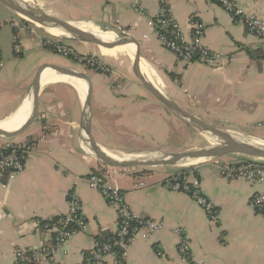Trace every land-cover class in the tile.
Masks as SVG:
<instances>
[{"label": "crops", "instance_id": "obj_1", "mask_svg": "<svg viewBox=\"0 0 264 264\" xmlns=\"http://www.w3.org/2000/svg\"><path fill=\"white\" fill-rule=\"evenodd\" d=\"M26 1L81 29L109 32L100 36L105 41H113L115 36L131 40L134 53L138 43L143 63L146 60L155 72L159 89L210 125L230 133L247 130L250 137L259 136L253 133L255 129L264 134L263 45L218 0H142L143 11L135 9V0ZM236 1L246 13L264 21V0ZM163 5L177 19L187 41L191 40L192 18L205 24L203 42L220 54L215 64L185 63L161 44L148 19L155 17ZM20 18L12 33L0 35V115H4L0 121L14 116L26 100L32 101L34 80L42 63H47L43 75L54 67L66 66L45 47V30L38 28L42 31L39 33L30 21ZM16 40L22 47L19 54L12 49ZM68 44L80 54L101 55L113 71L112 77L89 68L83 72L92 90V132L103 150L131 155L176 151L170 147L173 131L168 121L160 129L159 105L163 103L133 79V62L125 45L108 49L90 42ZM7 48L12 51L5 52ZM64 58L71 65V60ZM55 59L63 64L55 63ZM139 64L153 80L147 68ZM61 77L85 83L60 72L48 74L41 81L39 112L34 122L15 137H0V145L25 140L38 144L36 153L15 179L0 173V264H17L15 252L19 248L52 244L53 235L41 222L69 211L70 191L80 198L88 227L75 232L40 264L86 262L95 243L118 228L116 209L88 182V176L101 169L123 191L133 213L164 223L149 239L144 232L137 235L126 249L124 264H183L178 252V228L189 240L197 264H264V212L256 211L251 204L253 195L264 192V183L223 177L219 163L232 162L227 159L200 162L202 191L219 211V222L213 224L189 194L163 184L183 168L192 167L143 166L152 169L149 175H135L141 170L135 167L129 168L133 174L105 168L86 148L82 127L85 99L73 84L56 80ZM30 110L31 104L21 125ZM107 260L108 264H119L114 257Z\"/></svg>", "mask_w": 264, "mask_h": 264}, {"label": "built area", "instance_id": "obj_2", "mask_svg": "<svg viewBox=\"0 0 264 264\" xmlns=\"http://www.w3.org/2000/svg\"><path fill=\"white\" fill-rule=\"evenodd\" d=\"M219 3L236 18H239L247 29L254 34L264 48V21L254 15L246 13L236 0H218ZM134 7L138 11H143L142 0H135ZM40 28L38 24L32 23ZM148 25L156 33L161 44L175 54V56L185 63L194 61L204 62L206 64H215L220 58V54L212 51L205 46L203 40L206 33V26L203 22L191 19V40L187 41L183 36L180 24L177 19L171 15L166 5L161 7L160 12L155 17L148 19ZM42 28V27H41ZM33 31V30H32ZM45 43L53 47L54 51L65 57L77 58L82 64H97L102 72L108 77L113 76L111 67L103 61L95 58L80 56L76 51L64 44L59 37H46ZM14 51L21 53L22 47L16 40ZM3 63L0 61V67ZM38 144L35 141H10L0 145V173H5L9 180L15 179L21 174L27 160L36 153ZM199 163L190 165L184 174L171 176L163 181L164 186L174 191H180L189 194L195 202L201 206L208 219L213 224L219 222V211L216 205L202 191ZM105 168L119 169L123 174H133L129 168L109 167ZM220 173L227 179H243L254 183H264V159L253 158L238 162L219 163ZM102 170V169H101ZM97 170L88 176V182L91 188L98 190L103 194L107 202L116 209L118 214V228L112 234V237L104 242H96L90 256L83 264H108V258L114 257L118 262V249L124 251L136 239L140 232L145 233V238L149 239L151 235L164 227V223L151 218H143L133 213L125 201L123 191L114 185L110 180V175ZM120 172V173H121ZM138 186L142 187L143 183ZM69 211L62 215L58 222L52 225L46 224L45 229L51 233L52 244H44L39 248L16 250V260L21 264H40L42 258L53 254L64 246L73 234L79 230H85L88 227V221L82 211V203L74 191H70ZM251 204L256 211L264 212V192L253 195ZM180 239L178 242V252L180 261L183 264H197L192 256V248L189 240L181 228L176 229Z\"/></svg>", "mask_w": 264, "mask_h": 264}, {"label": "water", "instance_id": "obj_3", "mask_svg": "<svg viewBox=\"0 0 264 264\" xmlns=\"http://www.w3.org/2000/svg\"><path fill=\"white\" fill-rule=\"evenodd\" d=\"M9 8L15 10L23 19L30 21L31 23L44 25L47 27L58 28L71 36L75 40L82 42H90L97 44L104 48H115L117 46H123L133 43V41L128 39H123L116 36L113 41H105L92 31H87L77 27L74 24L65 22L58 17L50 15L44 12L41 8L35 6L34 4L27 2L26 0H1ZM136 51L134 56L131 57L136 61L142 63L152 76V79L146 80L139 69L133 64V70L138 78L141 80L148 93L152 95L155 99L163 103L168 109L176 113L179 117L186 120L193 127L199 131L207 134L209 137L216 141L215 145H210L208 147L198 149V150H188L183 152H171V151H150L145 154H140L137 156H125L121 155L118 158H114L106 154L101 145L95 139L92 132V118H93V104H92V90L91 86L86 91L85 94V115L83 120V131L86 148L88 152L102 165L109 167H122V168H134L140 166H154L161 164H171V165H182L185 166L187 161H197L200 163L202 161L216 160L230 153H238L254 158L264 159V144L258 142L256 139H240L230 132L221 130L207 123L206 121L200 119L190 111L184 109L175 101L170 99L165 93L161 95L158 92L159 86L157 85L156 75L150 65L143 63L144 56L139 48L138 43H135ZM66 64L63 72H65L69 77L78 78L76 70L65 60L62 55L55 54ZM47 63H42L38 69L34 80L33 86V99H32V111L31 115L26 121V123L17 130L6 131L0 127V137L12 138L23 131H25L36 119L39 112V94L41 90V77L45 71ZM87 77V76H86ZM88 78V77H87ZM89 80V78H88ZM80 91V90H79ZM83 95V92L80 91ZM194 164V163H193ZM192 165V164H190ZM189 166V165H186Z\"/></svg>", "mask_w": 264, "mask_h": 264}, {"label": "rangeland", "instance_id": "obj_4", "mask_svg": "<svg viewBox=\"0 0 264 264\" xmlns=\"http://www.w3.org/2000/svg\"><path fill=\"white\" fill-rule=\"evenodd\" d=\"M20 17L21 16H18V13L15 10L8 8V6L5 3L0 1V23L2 24L1 27H0V29H2L1 32H0V35H2V36L4 35L5 36L7 33L8 34L12 33V30L14 28L15 22L21 21ZM40 28H41V26H40ZM41 29H43V28H41ZM41 29H38L36 27V30H38L39 33H42ZM44 34H45V37H50V38L54 37L51 34H49L47 31H44ZM59 38L61 39V41L64 44L68 45L69 47H72V46L69 45L68 43H73V42L79 43V42H81L79 40H75V39L69 38V37H59ZM12 49L14 51V46L12 47ZM6 51L10 52L12 50H11V48H7L5 50V52ZM75 51H76V53L78 55H80V53L77 50H75ZM93 53H95V52H93ZM56 54H58V53H56ZM59 55H61V54H59ZM82 55L86 56L88 54H82ZM91 55L92 56H97L98 54L97 55L91 54ZM63 57H65V56H63ZM98 57L102 61L104 60V62H105V58L104 57H102L101 55H98ZM128 57H130V56H128ZM66 58L71 60V58H69V57H66ZM54 62L58 63V64L59 63L63 64L60 60H57V59H55ZM71 66H72L73 69L79 70L81 72H85L84 70H86V68H87L85 64L81 63V61L74 62L73 60H71ZM131 74H132L133 79L138 84L142 85L145 88V86L143 85L141 80L135 74L134 70H132ZM82 97H83V95H82ZM159 106L162 109L161 112H160V115H161L160 129H163V127H165V125H166V122L168 121V124H169V126L171 127V129L173 131V132H171V136L169 138V143L171 144L170 147L174 148L176 151H172V152H183V151H188V150H198V149H202V148L208 147L210 145H215L216 144V141L214 139H212L207 134H205V133L199 131L198 129H196L195 127H193L186 120L182 119L176 113H174L173 111L168 109L164 104L163 105L160 104ZM2 116H4V115H0V118ZM196 116L199 117V115H196ZM38 120H40V119H38ZM214 124H216V123H214ZM260 130L259 129L253 130V133L255 135L259 134L258 137L247 136V134H246L247 130H245V131H243V130L234 131L233 130L231 132H233L232 134H234L236 136H240V137H243V138H246V139H260V140H264V134L260 133ZM2 139H5V138L2 137ZM8 139H10V138H8ZM145 153H148V152H144V153H140V154H145ZM114 154L125 155V156H137V155H131V154L118 153V152L114 153ZM140 154H138V155H140ZM253 158L254 157H250V156H246V155H242V154H238V153H230V154H227L226 156L221 157L220 159H227L228 161L238 162V161H241V160H244V159H253ZM135 168L142 169L143 167L140 166V167H135Z\"/></svg>", "mask_w": 264, "mask_h": 264}, {"label": "bare ground", "instance_id": "obj_5", "mask_svg": "<svg viewBox=\"0 0 264 264\" xmlns=\"http://www.w3.org/2000/svg\"><path fill=\"white\" fill-rule=\"evenodd\" d=\"M39 26H41L45 31H47L49 34H51L52 36H55V37H70L71 35L70 34H63V33H61V32H64V31H62V30H60V29H58V28H54V27H47V26H44V25H40V24H38ZM85 28H87V27H84V29ZM88 31V30H87ZM92 32H94L96 35H98L99 37L101 36V35H103V34H106V33H109V32H103V31H101V30H95V31H92ZM111 35H114L113 33H110ZM115 36V35H114ZM116 37V36H115ZM125 49H126V51H127V54L128 55H130L131 57H133L134 56V52H133V50L131 49V46H130V44H127V45H125ZM132 62H133V64L139 69V71L141 72V74H142V76L146 79V80H149V78L147 77V75L144 73V71H143V69H142V67L140 66V64H139V62L138 61H136L135 59H132ZM65 67H54V69H52L51 71H48L47 73H45L44 75H42V77H41V81L48 75V74H51V73H54V72H60V73H63V74H66L65 72H63V69H64ZM76 70V69H75ZM76 73H77V75H78V78L79 79H81V80H83L85 83H83L84 85H82V83L81 82H75V81H73V79H69V78H67V77H61V78H58V79H56V80H62V81H67V82H69V83H71V84H73L75 87H77L78 88V90H80V91H82L83 92V96L85 97V94H86V91L89 89V87H90V82H89V80H88V78L86 77V75L83 73V72H81V71H79V70H76ZM67 75V74H66ZM42 83V82H41ZM84 86V87H83ZM79 91V92H80ZM158 92L161 94V95H164V92L163 91H161L159 88H158ZM82 95V94H81ZM84 99V98H83ZM32 101L31 100H26L24 103H23V105H22V107L21 108H19L16 112H15V114H14V116H10V117H8V118H6L5 120H2L1 122H0V127L2 128V127H5L4 128V130H6V131H14V130H17V129H19L20 127H22L25 123H26V121L28 120V118L30 117V115H31V111H32V103H31ZM30 104H31V110H30V113H29V116H28V118H27V120L25 121V123L23 124V125H21L22 124V120H23V118L25 117L24 115H26V113L29 111V108H30ZM21 125V126H20ZM20 126V127H19ZM239 138L240 139H245V138H243V137H240L239 136ZM256 140H258V142H260V143H262V144H264V140H260V139H256ZM106 154H108V155H110V156H112V157H114V158H118V157H120L121 155H118V154H114V153H111V152H108V151H105V149L103 150ZM197 161H187V162H185V166L186 165H190V164H195Z\"/></svg>", "mask_w": 264, "mask_h": 264}, {"label": "trees", "instance_id": "obj_6", "mask_svg": "<svg viewBox=\"0 0 264 264\" xmlns=\"http://www.w3.org/2000/svg\"><path fill=\"white\" fill-rule=\"evenodd\" d=\"M1 25H2V24L0 23V27H1ZM14 31H15V29H14ZM44 43H45V41H44ZM45 47H46L48 50H50V51L56 53V52L54 51V49H53L52 46L47 45V44L45 43ZM263 50H264V49H263ZM17 54H19V53H17ZM80 56H84V57H87V58H95L96 60H99V61L101 60L98 56H92L91 54H88V55H86V56L80 54ZM69 58H71V60H73L74 62H77V58H74V57H69ZM262 58H264V51H263V53H262ZM101 61H102V60H101ZM103 62H104V61H103ZM84 64H85L86 67L89 68V69H94V70H96V71H98V72L103 73V72H102V69H101L97 64H95V65H90V64H86V62H84ZM106 64H107V63H106ZM107 66L110 67L109 64H107ZM187 171H188L187 168H183L180 172H178V173H176V174H174V175L184 174V173L187 172ZM151 172H152V169L147 168V167H143L141 170H136V171H135V175H149V174H151ZM174 175H172V176H174ZM170 177H171V176H170ZM61 217H62V215L55 216V217H53L52 219L42 221L41 224H42L43 226H45L46 224L52 225L53 223L58 222V221L61 219ZM110 237H112V235L107 236L106 238H104L103 240H101V241H99V242H104V241H106L107 239H109ZM117 260H118L119 264H124V251H123L122 249H118V259H117ZM17 264H21V263H19V262L17 261Z\"/></svg>", "mask_w": 264, "mask_h": 264}]
</instances>
